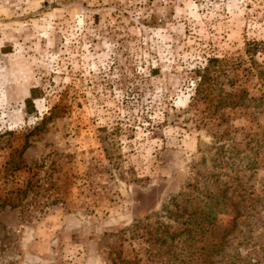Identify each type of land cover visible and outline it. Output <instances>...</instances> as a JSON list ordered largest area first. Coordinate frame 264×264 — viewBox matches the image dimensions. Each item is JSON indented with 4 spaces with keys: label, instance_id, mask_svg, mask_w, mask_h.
<instances>
[{
    "label": "rangeland",
    "instance_id": "374dc122",
    "mask_svg": "<svg viewBox=\"0 0 264 264\" xmlns=\"http://www.w3.org/2000/svg\"><path fill=\"white\" fill-rule=\"evenodd\" d=\"M252 40L264 41V0H0V197L29 184L18 208L0 209V264H110L124 227L194 183L197 169L212 173L213 152L201 149L216 135L262 144L249 184L264 202V106L210 120L205 103H190L181 65L194 66L188 50L198 42L247 61ZM113 63L110 80L145 79L142 99L103 84ZM238 75L235 90L259 99L257 79ZM49 81L68 95L35 99L27 115L31 89ZM56 103L66 109L29 134ZM158 122L166 123L153 134ZM116 126L121 172L146 181L120 180L105 159L100 130ZM27 144L24 168L11 173L7 161ZM252 213L263 224L254 226L255 243L264 246V205ZM230 221L222 216L218 225Z\"/></svg>",
    "mask_w": 264,
    "mask_h": 264
},
{
    "label": "trees",
    "instance_id": "16d2710c",
    "mask_svg": "<svg viewBox=\"0 0 264 264\" xmlns=\"http://www.w3.org/2000/svg\"><path fill=\"white\" fill-rule=\"evenodd\" d=\"M217 51L213 45L204 42L195 44V50H188L193 57L188 64L194 66L189 68L185 62L181 65L187 74V82L192 81V85L186 84L193 90L190 103H205L208 119L218 117L221 122L228 121L224 114L226 110L252 107L261 110L264 106V62L257 63L255 58H264V41L252 40L246 44L247 61L228 54L218 56ZM116 70L118 65L113 63L107 73H102L103 84L110 83V86L124 90L128 98L142 99L143 91L138 84L145 83V79L138 75H120L118 80H110L109 77ZM239 71L257 79L261 88L259 99L250 96L246 89L235 90ZM149 74L154 77L159 74V70L151 68ZM58 87L49 81L45 88H32V96L25 100V113H36L35 99L68 95L66 90ZM152 102H149L151 107L154 106ZM64 107L61 103L51 106L29 134L41 130L47 121L66 109ZM165 123L152 125L151 132L157 133ZM119 130L118 126L110 132L107 128L100 130L105 159L120 180L134 184L146 181L137 178L130 169L121 172L116 158V142L113 140ZM223 135H216L212 146L201 149L205 155L213 152L209 160L212 173L203 174L197 169L198 177L194 183L169 197L156 212L142 219H134L124 227L116 236L114 245L109 248L107 256L110 264H264V246L257 245V239L253 236L254 226L259 224L261 227L263 224L252 213L259 206L262 207L264 202L255 195L253 185L249 184V178L259 169L257 159L262 144H253L250 143L253 140H250L242 147L241 143ZM28 147L29 144L13 152L6 163L7 170L13 174L21 172L24 168L21 157ZM28 193L29 184L24 190H12L7 196L0 197V209L18 208ZM222 216H231L228 226L218 225ZM242 217H252L255 224L239 222Z\"/></svg>",
    "mask_w": 264,
    "mask_h": 264
}]
</instances>
